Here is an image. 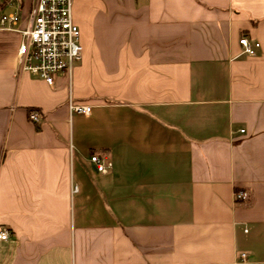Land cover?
Segmentation results:
<instances>
[{"label":"crops","instance_id":"crops-1","mask_svg":"<svg viewBox=\"0 0 264 264\" xmlns=\"http://www.w3.org/2000/svg\"><path fill=\"white\" fill-rule=\"evenodd\" d=\"M72 13L83 58L53 86L17 72L0 26V264H264V0Z\"/></svg>","mask_w":264,"mask_h":264},{"label":"built area","instance_id":"built-area-1","mask_svg":"<svg viewBox=\"0 0 264 264\" xmlns=\"http://www.w3.org/2000/svg\"><path fill=\"white\" fill-rule=\"evenodd\" d=\"M24 4L26 0H19ZM75 0H29L26 13L20 11L2 14L0 26L6 30H15L22 36L17 52V72H27L44 79L49 85L61 77L68 75L70 81L74 67L83 56V45L80 41V28L74 22L73 6ZM240 43L244 53L255 55L259 42H251L242 37ZM70 113L90 114L92 105L77 104L69 101ZM34 122H39L40 114L31 112ZM244 131V129H242ZM92 162L97 170L108 172L112 163L107 158L92 155ZM78 190V186H74ZM237 199L248 197L246 191L235 192ZM11 237L10 230L0 227V240L7 241ZM246 253L243 254V259Z\"/></svg>","mask_w":264,"mask_h":264}]
</instances>
